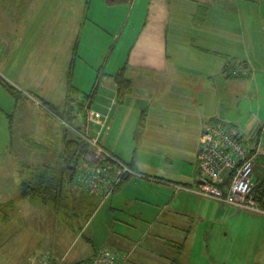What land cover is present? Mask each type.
Masks as SVG:
<instances>
[{"label":"crops","instance_id":"1","mask_svg":"<svg viewBox=\"0 0 264 264\" xmlns=\"http://www.w3.org/2000/svg\"><path fill=\"white\" fill-rule=\"evenodd\" d=\"M101 1L113 15L88 18L87 14L88 23L84 20L82 31L68 40L63 33L61 38H51L57 32L47 31L42 39L48 47L40 51L35 49L42 39L36 40L34 47H26L27 35L17 29L12 49L17 88L16 95L11 93L15 100L12 123L22 133L15 138L8 135L11 140L3 146L14 147L12 138L16 139L15 153H24L17 156V171L28 180L35 167L44 163L62 168L60 154L68 140L84 138V134L96 138L133 170L104 202L124 211L119 221L130 228H151L156 223L166 226L149 240V245L161 242L165 247L166 254H157L161 264H174L176 259L182 264H228L227 255L193 253L196 237L190 236L194 224L196 228L208 224L204 232L212 230L216 238L215 229H220V235L237 236L249 222L264 227V214L176 185L199 184L202 125L209 119L235 126L247 145L259 148L254 179L258 183L264 178V0H133L114 5ZM122 6L128 8L126 15H115L113 9ZM103 32L109 35L104 47ZM72 46L74 56L80 53L79 71L85 75L80 80L81 100L80 87L71 81V85L66 83L67 89L62 87L63 70L69 66L71 78L77 66L73 60L68 65L69 56H64ZM107 48L109 58L102 62ZM57 60H62L63 70L54 69ZM122 67L134 86L120 103L114 75ZM235 68H239L238 74L232 72ZM34 80L45 84V94L36 90L42 86L33 84ZM53 89L60 90L58 103L50 96ZM82 110L84 119H79ZM66 116L77 117L79 125L72 129L73 137H68V123L62 120ZM9 127L12 132V125ZM52 148H56L54 161L49 158ZM35 151L42 155L34 157ZM33 152L32 157L25 156ZM22 182L15 199L5 198V204L49 203L21 196ZM114 238L112 242L121 244L123 235ZM171 241L182 243L183 250L174 248ZM112 242H108L110 248L135 254L136 244L118 248ZM97 250L89 251L86 258ZM45 252L51 253H35L26 264ZM257 260V264L264 262V256Z\"/></svg>","mask_w":264,"mask_h":264},{"label":"rangeland","instance_id":"2","mask_svg":"<svg viewBox=\"0 0 264 264\" xmlns=\"http://www.w3.org/2000/svg\"><path fill=\"white\" fill-rule=\"evenodd\" d=\"M101 4V0H0V264H26L33 254L44 250L51 251L52 258L56 261L62 260L63 255L67 253L64 264L78 262L77 260L80 261L89 256V251L92 249L109 247L108 242H112L111 240L115 239L114 236L119 233L123 235L122 242L121 244L112 242L114 246L119 248L129 242L136 244L135 254L131 255L127 264H161L157 254H166L161 242L149 245L152 237L156 238L158 233L166 230L165 225L156 223L151 228L147 225H134V228H130L123 224L119 219L124 218V211L117 209L116 205L111 208L110 201L101 203L103 201L98 196L90 194L84 187L77 185L64 163V166L60 168L64 171V181L61 195L59 193L58 196V205L54 202L42 206L37 202L34 204L25 202L9 207L3 201L5 198L15 199L20 182L26 178L17 171V156L18 154L22 156L24 153L19 149V153H15L14 147L17 141L13 138L19 137L22 132L13 128L15 100L5 86V82L14 85L12 49L16 39L15 33L17 29H21L27 35L26 47L33 46L38 39H44L47 31L57 32L51 38L55 36L61 38L63 33L68 40V36L75 37L82 31L84 20L88 23L85 17L87 14H89L88 18H92L93 14L100 18V15L105 17L112 13L111 9ZM90 6L92 7L89 9ZM127 9L122 6L113 11L115 15H123V13L126 15ZM175 15H177L176 12ZM118 24L119 21H117ZM120 31L121 29L118 33ZM103 34L105 41H102V47L109 42V35L105 32ZM83 35L86 40L87 34L83 32ZM43 39L35 49L36 51L48 47V43H45ZM121 43L122 41H119L118 45L121 46ZM85 45L87 49H91L89 44ZM73 52V46L64 52L65 57L67 54L69 56L68 65L71 60L74 64L77 63L76 69L75 67L72 69L71 78H69L70 68L68 66L67 70H63L60 62L62 60H57L53 64H55L54 69L63 70L61 75L62 82L65 79L62 83L63 89H67L66 83L69 82L71 85V81L74 86L80 87L81 92L78 98L81 100L84 95L80 80H84L85 75L79 71L80 53L74 56ZM108 53L107 48L103 52L102 62L109 58ZM65 72L66 75H64ZM31 82L42 86L41 89L37 87V91H42L44 94L47 92V87L41 84L40 80ZM55 84L58 83L55 82ZM50 96L56 97L58 103V99L61 98L60 90H51ZM84 114L85 111L82 110L78 118L84 119ZM62 120L68 123L66 125L69 129L68 137H73L74 126L79 125L77 117L66 116ZM9 125H12V132ZM31 126L34 125L31 124ZM11 134L14 147L6 149L3 144L6 140H11L7 139V136ZM41 155L42 151H35V156L34 152L25 156L40 157ZM49 158L56 160V148L49 151ZM141 170L143 169L141 168L139 172ZM195 226L197 223L194 224L190 236L196 237L194 254L227 255L228 264H257V256H264V227L260 224L255 225L249 222L246 228L244 227L243 233L239 229L237 236L220 235V229H215L214 232L219 234L217 238L214 233H211L212 230L207 234L204 232L205 228H209L208 224H205V227L204 225L197 228ZM164 236L168 237V235ZM118 239H120L119 236Z\"/></svg>","mask_w":264,"mask_h":264},{"label":"built area","instance_id":"3","mask_svg":"<svg viewBox=\"0 0 264 264\" xmlns=\"http://www.w3.org/2000/svg\"><path fill=\"white\" fill-rule=\"evenodd\" d=\"M238 69L235 68L232 72L238 74ZM82 136L88 145L77 164L74 179L77 185L84 187L90 194L98 196L104 202L133 170L99 140L87 134ZM246 141L235 126L226 125L216 119L205 122L198 154L199 184L195 187L176 185L177 188L190 190L240 209L264 214V208L254 193L257 185L254 170L260 150L252 149ZM130 257V252L103 246L93 257L75 264H125ZM28 264L64 262L56 261L50 252H45L34 257Z\"/></svg>","mask_w":264,"mask_h":264},{"label":"trees","instance_id":"4","mask_svg":"<svg viewBox=\"0 0 264 264\" xmlns=\"http://www.w3.org/2000/svg\"><path fill=\"white\" fill-rule=\"evenodd\" d=\"M131 1L133 0H107V3L114 5V4L130 3ZM114 80L118 91L117 94L118 101L120 103H123L126 96L132 92L134 82L131 78H129L125 74L124 67H122L114 75ZM5 86L12 94L16 95L17 88L14 85L5 82ZM209 120H206L205 122ZM87 145L88 142L82 137L71 139L66 142L64 149L60 154L62 162L71 172L72 179H74L75 169L80 160V156L87 147ZM71 166H73V168H71ZM63 181H64L63 170H61L56 165L50 163H44L40 166L35 167L34 173L30 179L24 180L22 182L20 188L21 190L20 195L30 196L32 198L40 199L43 202H54L55 204H57L59 201L58 200L59 193L61 195L63 189ZM254 193L256 195L257 200L264 208V178L257 183ZM170 244L174 248H177L179 251L183 250V245L180 242L171 241ZM62 260L63 262L66 261L65 259H63V257ZM75 263L76 262H74V264ZM174 264H182V262L176 259Z\"/></svg>","mask_w":264,"mask_h":264},{"label":"water","instance_id":"5","mask_svg":"<svg viewBox=\"0 0 264 264\" xmlns=\"http://www.w3.org/2000/svg\"><path fill=\"white\" fill-rule=\"evenodd\" d=\"M71 168H73V166H71Z\"/></svg>","mask_w":264,"mask_h":264}]
</instances>
